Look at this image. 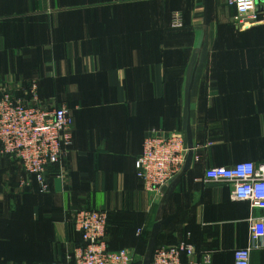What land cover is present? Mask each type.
<instances>
[{
  "label": "crops",
  "instance_id": "obj_1",
  "mask_svg": "<svg viewBox=\"0 0 264 264\" xmlns=\"http://www.w3.org/2000/svg\"><path fill=\"white\" fill-rule=\"evenodd\" d=\"M235 16L226 0H0V94L31 101L37 85L74 118L47 192L0 154V264H64L82 208L105 210L110 248L143 264L181 241L235 264L264 210L204 181L209 166L264 161V19L242 28ZM154 130L183 134L199 158L160 198L137 175ZM250 260L264 264V248Z\"/></svg>",
  "mask_w": 264,
  "mask_h": 264
},
{
  "label": "built area",
  "instance_id": "obj_2",
  "mask_svg": "<svg viewBox=\"0 0 264 264\" xmlns=\"http://www.w3.org/2000/svg\"><path fill=\"white\" fill-rule=\"evenodd\" d=\"M236 11V24L247 27L261 22L264 11L257 0H226ZM174 26H181L174 19ZM32 87L31 101L16 98L11 91L0 94V154L21 162L29 175L35 176L42 192L49 190L46 170L67 155L73 143L74 118L67 106L49 107L40 101ZM196 146L194 145V149ZM190 152L183 134L154 130L144 141L137 162V175L143 188L156 198L162 190L184 171ZM198 160V156L193 160ZM205 182L229 186L235 200L248 201L252 209L264 210V162L241 161L231 166H210ZM108 213L105 210L82 208L77 211L74 228L83 243L68 255L66 264H132L128 249L110 250L107 243ZM250 237L247 246L234 252L235 264H251V254L264 248V216L249 219ZM210 264L209 252L198 253L189 241L154 250L151 264Z\"/></svg>",
  "mask_w": 264,
  "mask_h": 264
},
{
  "label": "trees",
  "instance_id": "obj_3",
  "mask_svg": "<svg viewBox=\"0 0 264 264\" xmlns=\"http://www.w3.org/2000/svg\"><path fill=\"white\" fill-rule=\"evenodd\" d=\"M34 86V85H33ZM36 86V94L37 93H39L38 91H37V85H35ZM31 90H32V87L31 88H29L28 89V94H29V96L30 95H32L31 94ZM38 96V95H37ZM38 98H39V96H38ZM42 103H44V102H42ZM45 104V103H44ZM73 141H74V136H73ZM72 145H73V143H72ZM72 145H70V147H69V149L71 148V146ZM6 156H8V157H11V156H9V155H6ZM11 158H14V157H11ZM14 159H16V158H14ZM17 160V159H16ZM18 161V160H17ZM264 162V161H263ZM57 164H59V163H57ZM57 164H52V165H49L48 167H47V169L50 167V166H53V165H57ZM231 166V165H229V164H218V165H215V166ZM210 167V166H209ZM47 171V170H46ZM29 175V174H28ZM29 176H31V177H34L35 178V176H33V175H29ZM36 179V178H35ZM42 193H44V192H42ZM248 202V201H247ZM249 203V202H248ZM108 227H109V216H108V223H107V230H108ZM73 229H74V231L73 232H75V233H77L80 237H81V243L79 244V245H81L82 243H83V239H82V236H81V234L80 233H78L76 230H75V228H74V223H73ZM190 242V241H189ZM107 243H108V247H109V249L110 250H117V249H111L110 248V245H109V241H108V238H107ZM177 243H180V242H177ZM177 243H175V244H177ZM120 250V249H119ZM67 256H68V254H66V262L64 263V264H66L67 262H68V260H67ZM135 257H138V256H135V255H133V262H132V264H137V263H139V259H137L136 261H135ZM60 264V263H59Z\"/></svg>",
  "mask_w": 264,
  "mask_h": 264
},
{
  "label": "water",
  "instance_id": "obj_4",
  "mask_svg": "<svg viewBox=\"0 0 264 264\" xmlns=\"http://www.w3.org/2000/svg\"><path fill=\"white\" fill-rule=\"evenodd\" d=\"M188 144H189V148H190V152H189V155H188V158H187V162H186V165H185V168H184V171H187L191 164H192V161H193V157H194V144L191 142V141H188ZM153 253H154V249H151L149 251V254L147 256V258L145 259V262L144 264H150L151 261H152V257H153Z\"/></svg>",
  "mask_w": 264,
  "mask_h": 264
},
{
  "label": "rangeland",
  "instance_id": "obj_5",
  "mask_svg": "<svg viewBox=\"0 0 264 264\" xmlns=\"http://www.w3.org/2000/svg\"><path fill=\"white\" fill-rule=\"evenodd\" d=\"M137 259H139V263H137V264H143L142 262H143V257L141 256H138V257H135V261L137 260Z\"/></svg>",
  "mask_w": 264,
  "mask_h": 264
}]
</instances>
